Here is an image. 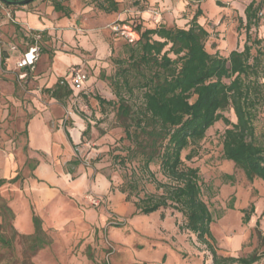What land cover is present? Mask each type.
<instances>
[{
	"label": "rangeland",
	"instance_id": "obj_1",
	"mask_svg": "<svg viewBox=\"0 0 264 264\" xmlns=\"http://www.w3.org/2000/svg\"><path fill=\"white\" fill-rule=\"evenodd\" d=\"M61 1L63 3L66 0ZM74 1L75 10L80 7L85 9L90 5L92 11L105 13L100 5L104 0ZM118 1L119 9L117 12L111 13L113 14L111 18L91 23L96 25L100 33L106 35L107 40L99 43L98 47L96 46L97 51L94 58L98 62L95 65L84 66L90 76L87 93L81 92L78 96L72 93L65 98V115L61 125L67 126L71 114L79 112L90 126L87 132L83 131L81 141L73 146L71 153H67L63 157H53L55 166L64 172L67 168L71 169L73 177L76 175V167L68 163V166L64 165L63 167V161L79 159L80 164L90 173L92 182H97V177L103 175L107 179L111 178L112 182L108 179L111 182L110 187L95 182L98 184L97 187L89 188L80 199L74 198L73 204L66 205V208L61 212L64 214L77 211V215L69 220H57L51 216V208L39 213L37 209L38 197L49 198L41 187L46 185V181L35 180L32 166L35 159L28 155L23 169L18 173V180L15 183H6L0 186V205L2 201H6L14 212V218L8 216L6 218L0 206V234L5 236L9 242L7 244L0 241V264H200L202 257H204L205 263L212 261L211 252L205 244L200 243L194 233L179 229V225L184 223V217L180 212L166 209L165 217H162L161 211L137 214L135 206L137 198L132 197L131 200H127V195L119 189L124 181L125 169L114 160L113 155H123L125 153L123 147L129 144V140L115 116L113 102L117 101V96L113 76L120 67L117 59L128 56L129 46L124 38L116 36L114 32L110 34V25L115 22L138 24L140 21L138 11L151 6V10L155 12L156 16L158 15L157 18H152L151 22L165 25L173 23L187 27L194 10L199 5L204 11V14L200 16V22L211 32L206 44L208 51L211 53L219 51L221 55H228L234 48L243 49L247 35L241 22L242 19L245 21L244 9L252 0ZM256 1L259 3L261 0ZM217 2H221L223 6H219ZM182 3L184 4L183 10H181ZM30 5L32 4H29L28 7ZM18 6L0 0V21L5 19L9 25L15 27L14 33L22 35L10 37L7 45L3 38H0V69L7 67L3 59L4 53L7 51L6 47L10 50L12 45L17 44L16 40H20L24 45L23 50H25L32 42L30 34L33 31L17 25L13 16V11ZM115 13H118L117 18ZM259 16L260 24L258 27H252L250 34L252 41L260 40L258 45H254L252 54L253 56L257 55L259 49L261 59L259 78L264 83V5ZM172 19L173 22H171ZM89 22L91 21L89 20L87 23ZM43 39L42 37L40 40L41 47ZM109 43L112 48L110 55L107 54L108 50L105 52L103 49ZM97 55L105 57L97 58ZM75 67H80V65L70 66L65 77H68L72 68ZM30 77L23 80L15 74L12 76V81L17 78V84L21 89L26 80L30 81ZM65 77L62 79H66ZM137 77L132 70L130 78L134 91L123 90V93L134 103L142 101L141 90L134 86L137 84ZM98 97L111 101L112 104L106 103L101 106ZM29 101L31 102L30 98H28L27 104L25 103L24 110L26 111L30 108ZM224 115L232 122L237 120L233 109L224 111ZM255 125L256 136L260 142L264 143V103L259 107ZM226 128L227 125L223 120L217 121L209 128L205 139L200 142L198 154L192 160H186V163L198 167L200 170L203 180V199L209 205L214 218L211 223V231L217 241L215 246L218 249V254L239 257L249 256L254 252L262 253L264 250L262 244L264 181L259 178L252 182L249 181L242 169L224 157L222 141ZM18 142L17 140L13 141L16 145ZM188 152L189 150L185 151L183 156ZM14 158L18 159L17 156ZM19 158L23 160L24 156ZM41 158L49 162L50 157L42 156ZM152 168L156 171L159 179H162L158 165H153ZM95 183L93 184L96 185ZM49 185L54 187L55 183L49 182ZM146 189L148 191L155 190L150 183H146ZM63 195L64 198L68 197L65 193ZM93 197H98L101 203L99 205L92 204L90 199ZM50 199L56 200L57 198L50 196ZM67 200L69 199L67 198ZM18 201H21L18 207L25 204L29 214H36L40 217V214L47 216L46 219L42 217L41 219L49 244L39 249L35 254H32L31 241L25 237L34 233V223L31 233H23L17 227L19 210L17 207L15 209L13 204ZM251 205H254L255 210L249 222L244 223L243 210L250 208ZM80 217L83 218L79 219ZM254 264H264V256Z\"/></svg>",
	"mask_w": 264,
	"mask_h": 264
},
{
	"label": "trees",
	"instance_id": "obj_2",
	"mask_svg": "<svg viewBox=\"0 0 264 264\" xmlns=\"http://www.w3.org/2000/svg\"><path fill=\"white\" fill-rule=\"evenodd\" d=\"M1 1L17 4L19 0ZM217 4L223 6L221 2ZM52 5L57 12L71 14L70 7L60 0H52ZM100 5L107 13L119 9L118 0H104ZM263 5L264 0L259 3L252 0L245 7V21L242 19L241 25L245 27L247 39L243 49L234 48L228 55L208 51L206 44L211 32L200 22L204 11L199 5L187 27L148 25L139 15L138 24L128 23L139 31L140 37L134 43L127 42L128 56L117 59L120 67L113 76L117 96V101L113 102L115 116L129 140L123 147V155H113L125 169L120 191L127 195V200L137 198V214L161 211L165 217L166 209L180 212L184 223L179 229L194 233L211 252L214 264H253L264 256V250L239 257L218 254L217 241L211 231L214 218L203 199L200 170L186 163L198 154V146L209 128L223 120L227 125L222 141L224 157L242 169L249 181L257 178L264 181V143L258 140L255 125L259 107L264 103V83L259 78V49L257 55L252 54L254 45L260 40L252 41L250 34L251 28L260 24ZM132 70L138 76L134 86L141 90L140 103L130 101L123 93L125 89L134 91L130 78ZM72 93L79 95L69 79H61L52 95L61 100ZM98 101L101 106L112 104L102 97H98ZM228 109L234 110L236 122L224 115ZM187 150L189 152L183 156ZM153 165H158L162 179ZM18 178L0 179V186L16 182ZM146 183L153 185L155 190L148 191ZM0 206L6 218H14L6 201ZM254 210V205L243 210L244 223L249 222ZM33 223L34 233L25 237L31 241L32 254H35L48 245L49 240L41 217L34 214ZM262 239L264 246V235ZM0 241L9 243L1 234Z\"/></svg>",
	"mask_w": 264,
	"mask_h": 264
},
{
	"label": "crops",
	"instance_id": "obj_3",
	"mask_svg": "<svg viewBox=\"0 0 264 264\" xmlns=\"http://www.w3.org/2000/svg\"><path fill=\"white\" fill-rule=\"evenodd\" d=\"M74 3V0L63 2L71 9L69 16L57 12L52 5V0H35L29 7L26 5L15 9L13 16L17 25L42 34L44 38L41 42L42 53L35 66L28 71V76H31L30 81L26 80L21 89H19L20 85L17 84L18 79L12 81V76L17 74L19 77L22 72L17 68L16 63L29 46L23 50L22 41L16 40L17 50L10 49V51L6 47L7 51L3 57L7 67L0 69V179L10 180L19 176L18 173L23 169L28 155L35 159L32 164L35 180L46 181V185L41 187L49 197L39 196L37 209L41 213L45 209L51 208L50 214L57 220H69L76 216L77 211L64 214L61 212L66 208V205L73 204L75 199H80L89 188L97 187V182L108 188L112 182L111 178H108L110 182L103 175L97 177V182H92L90 173L80 164L79 159L63 161V167L64 165L68 166V164H73V167H76L74 177L71 176L73 172L71 169L67 168L66 172L61 171L55 166L53 160L54 156L58 158L71 153L73 146L81 141L83 131L90 126L79 112L72 113L67 126H62L66 103L65 99L59 100L53 97V89L66 76L70 66L79 64L80 67L84 68V66L95 65L98 62L94 58L97 51L96 46L98 47L99 43L106 41L107 37L100 33L96 25L91 23H97L100 19L106 20L113 16L107 12H94L90 5L85 9L80 7L75 10ZM182 8L184 9L183 3L181 10H183ZM138 13L148 25H154L151 19L158 17L151 10V6L143 11H138ZM117 14L115 13V16ZM89 20L91 22L87 23ZM14 32V26L9 25L5 19L0 21V38H3L5 45H7L10 37L22 36L21 33ZM110 34H113L111 29ZM103 49L105 52L108 50L107 54L110 55L112 52L111 43L107 47L104 46ZM97 54L99 53L97 52ZM96 57L105 56L97 55ZM65 78L69 79V76ZM89 81L90 76L86 83L87 87ZM28 98L31 99V102L29 101L30 108L26 111L24 109ZM14 140L19 141L17 145L13 143ZM14 156H17L18 159H15ZM21 156H24L23 160L19 158ZM42 156L50 157L49 162L42 159ZM49 182H54L55 186L51 187ZM63 193L68 195L69 200L63 197ZM49 195L55 196L57 199H50ZM19 204L21 201L13 204L14 208L17 207L19 210L17 227L23 233H31L34 229L33 215L28 213L25 204L18 207ZM40 215L44 219L47 218L46 215ZM192 248L194 249L193 246ZM207 263L214 264L213 259ZM207 263L202 257L200 264Z\"/></svg>",
	"mask_w": 264,
	"mask_h": 264
},
{
	"label": "built area",
	"instance_id": "obj_4",
	"mask_svg": "<svg viewBox=\"0 0 264 264\" xmlns=\"http://www.w3.org/2000/svg\"><path fill=\"white\" fill-rule=\"evenodd\" d=\"M110 28L112 32L124 38L128 43H134L140 37L139 31L130 23L115 22L110 25ZM31 37L33 39V43L22 53L16 63L17 68L22 70L19 74L21 79L27 78L28 71L35 66L41 54L40 40L42 38V34L40 32H33L31 33ZM11 50H17L16 45H12ZM88 80L89 74L83 67H75L70 71L69 81L76 94L81 92L87 93L88 87L86 86V83ZM90 201L94 205H99L101 203V200L98 197H93Z\"/></svg>",
	"mask_w": 264,
	"mask_h": 264
},
{
	"label": "water",
	"instance_id": "obj_5",
	"mask_svg": "<svg viewBox=\"0 0 264 264\" xmlns=\"http://www.w3.org/2000/svg\"><path fill=\"white\" fill-rule=\"evenodd\" d=\"M33 1H35V0H19L17 2V5H27V4H29V3L33 2ZM11 4H16V3L15 2H11Z\"/></svg>",
	"mask_w": 264,
	"mask_h": 264
}]
</instances>
